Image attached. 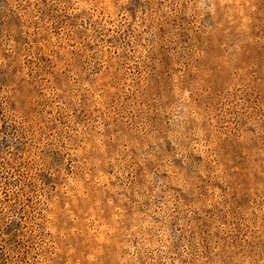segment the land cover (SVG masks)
Listing matches in <instances>:
<instances>
[{"label": "rangeland", "instance_id": "1", "mask_svg": "<svg viewBox=\"0 0 264 264\" xmlns=\"http://www.w3.org/2000/svg\"><path fill=\"white\" fill-rule=\"evenodd\" d=\"M0 264H264V0H0Z\"/></svg>", "mask_w": 264, "mask_h": 264}]
</instances>
